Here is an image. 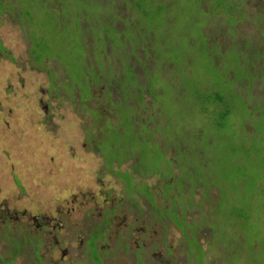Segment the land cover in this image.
I'll list each match as a JSON object with an SVG mask.
<instances>
[{"label": "rangeland", "instance_id": "374dc122", "mask_svg": "<svg viewBox=\"0 0 264 264\" xmlns=\"http://www.w3.org/2000/svg\"><path fill=\"white\" fill-rule=\"evenodd\" d=\"M98 1L69 0L68 8L69 4L54 6L48 0H30L21 6L28 14L27 19H16L6 12L0 14V264H9L7 259L11 257H15L12 264H90L89 257L84 258L87 248L92 264H143L145 253L147 264H170L167 247L175 250L172 262L186 264V254L182 252L185 237L190 245L188 257L192 256V249L200 245L201 239L205 253L211 254L214 263L229 264L222 254L223 247L219 245V249H213L208 237L211 230L204 228L202 237L200 231L205 220H209L207 217L216 211L214 204L220 190L211 186L213 180L222 178L221 173L230 172L227 163L221 169L219 153L222 143L229 142L228 138L232 143L243 141L250 149L256 147L249 152L246 169L261 176L264 184V162L260 161L264 146V58L261 59L263 67L255 69L260 73L257 79L259 94L236 90V84L247 79L249 67L244 59L240 64L236 63V58L240 57L238 46L232 44L222 50L220 43L228 44L234 38L247 44L250 36L217 37L219 33L213 28L208 29V24L204 27L206 34H217L206 36L198 31L206 18L191 2L182 4V0H166V7L170 3L171 19L175 16L177 22L174 32H168L167 28L158 25L157 17V11L165 2ZM117 1L126 8L131 7L133 12L129 17L143 26L141 30L127 29L121 33L108 29V33L119 38L115 46L120 51L108 43L103 51V43L94 40L89 30L84 41L80 21L86 24L91 23L90 19L99 21L97 14L100 11L114 19L117 15L113 8ZM138 2L142 11L137 12L132 7ZM251 2L247 6L248 14ZM148 11H151V20L156 26L151 21L145 22L143 13ZM57 16H62L61 23ZM215 18L221 20L220 15L212 12L209 19ZM118 23L117 27L123 28V23ZM248 28L257 33L260 24H251ZM146 30L152 32L146 34ZM83 41L88 45L83 46ZM36 43L38 51L33 54ZM37 55L46 58L47 62H37ZM147 67L149 71L145 70ZM229 71H233V76L237 71L234 80L225 76ZM87 72L95 73L89 77L91 82L96 80L92 84V96L89 89L79 83ZM144 72L151 74V84L146 87L142 85L147 82ZM159 75L164 82L157 80ZM183 79L189 83V90L182 87L180 80ZM76 82L79 86L74 84ZM158 83L163 84L164 89ZM243 86L247 90L252 88L250 83ZM117 87L122 90L120 97L116 94ZM199 87L208 91L217 88L219 93L226 95L224 105L218 109L217 105L202 104L201 98H193L191 92ZM148 88L153 89L150 90L152 94ZM110 101L115 103L114 106H110ZM236 102L246 104L239 106H246L242 110L247 116L236 119ZM101 104L104 117L96 118L92 115L94 108ZM225 106L230 113L222 118L220 115L226 111ZM192 110L195 112L191 120ZM130 118L137 132L144 137L138 143L132 133L134 127L129 124ZM219 122L230 124V127L220 136L213 135ZM95 132L103 138V141H97L99 149L106 150L111 159L129 158L122 164L116 160L109 165L107 162L113 160L92 147L95 142L90 138ZM118 133L124 136L127 144L119 139ZM105 138L113 141L108 142ZM174 148L179 153L176 157ZM170 157L189 163V170L178 177V186L170 191L172 185L166 184L162 189L160 172L143 175L136 171L133 178L138 184L129 190L125 179L138 158H141L140 169L146 168L142 172L161 168V172L165 170L170 174L166 167ZM123 173L126 174L123 176ZM144 181L151 188L148 189ZM230 182L233 186L234 182ZM193 183L198 184L193 187ZM246 188L248 193L245 195L248 196L239 199L240 211L263 220L264 188L252 191L256 187L251 188L248 184ZM208 189L210 199L207 201ZM106 207H111V214L119 212L120 217L112 227H109L111 221L105 219L97 229V235L104 238L108 230L122 229L118 236L112 235L111 245L99 253L93 246V238H87L88 229L100 221ZM226 210V216L217 218L212 224L218 225V230L213 232L219 231L215 236L225 238L229 248L228 238L236 245L241 236L225 224L224 220L231 218V208ZM154 212L158 221L167 216L165 227L154 221ZM127 216L128 223L132 224L128 229L125 226ZM34 217L38 219L35 221ZM37 224H42V228ZM146 225L149 238L147 232H141ZM130 230L134 239L127 236ZM162 233L167 239L165 243ZM15 238L20 243L16 244ZM25 238L27 242L23 243ZM37 239L41 241L38 245L40 262L31 246L36 245ZM244 239L242 251L251 240L247 235ZM147 241L153 247L147 248ZM120 247L122 250L116 249ZM239 248L231 245V254L234 256ZM158 252L162 253L160 257ZM239 262L247 264L244 258H236L231 264Z\"/></svg>", "mask_w": 264, "mask_h": 264}, {"label": "trees", "instance_id": "16d2710c", "mask_svg": "<svg viewBox=\"0 0 264 264\" xmlns=\"http://www.w3.org/2000/svg\"><path fill=\"white\" fill-rule=\"evenodd\" d=\"M27 2L30 0H0V14H2L3 12H6L8 14H10L9 16H12L13 18L16 19H27L28 14L22 9L21 6H23V2ZM98 1V0H96ZM104 2V0H99L98 2ZM251 0H235L233 1L234 3L231 2V0H182V4L185 3H192L194 5V8L196 10V8H198L201 11V14L206 18V21L202 23V25L199 26L198 31L204 33L206 36H211V34H206V30H205V26L208 29H214L216 30L219 34L214 33L212 34L211 37H214L216 34L218 35L217 37H225L226 35L231 36L233 35H245V36H250L251 40L249 41V43H245L244 40H236L233 38V41H230L228 44H222L220 43V49L222 50H226V48H229L230 45L234 44V46H238L239 48V53H240V57H237L236 59L238 60L236 63H241V60L244 59L246 61L245 64L248 65L249 70H247V79L240 85L239 83L236 84L235 89L242 91V92H247V91H254L256 93V95L259 94V83L258 82V77H259V72L255 71V69H261V67H263V61L261 59H263L264 57V0H252L251 2V6H250V14H248L247 11V6L250 3ZM48 2L51 5L54 6H60V5H68L69 4V0H64L63 2H58V0H48ZM161 3L165 4L162 6V8L160 10H158V19H159V26L161 28H167L168 32H174L175 27L177 26V22L175 19V16H173L174 19H171V15H170V3L168 4V6L166 7L167 3L166 0H160ZM122 6V7H121ZM142 5L140 2H138L136 4V6H133L132 8L135 9L137 12L138 11H142L141 9ZM68 8H70V4L68 5ZM102 8V6H101ZM173 8L175 10L176 5L173 4ZM116 13V17H114V19L112 18H107L105 13L103 11L98 12L97 16L100 18V20L98 21L97 19H90L91 23L90 24H86L84 21H80L81 27H82V36L84 41L86 40V31L89 30L88 32L91 33V37L98 41V42H102L104 47L108 44H111L113 46H115V44H117L116 42L119 41V38L108 33V29L114 30V32L117 33H121L124 30L130 29V30H137V29H142V24L140 22H138L135 18H131L129 17L133 10L131 9V7L126 8V6L122 3V2H118L116 3V5L113 8ZM127 9L128 11L124 10ZM157 10V9H156ZM128 12V15L126 16L125 14ZM212 12H215L216 16H221V20H216V18L214 20H210V16L212 14ZM65 15V14H64ZM63 15V16H64ZM143 17L144 20H146L145 22H150L151 24H155L152 22L151 20V11L148 12H144L143 13ZM257 15V16H256ZM196 16V14H195ZM207 20H210V22H207ZM100 21H102L103 23H101ZM121 21L123 23V28H118L117 27V23ZM219 21V23L217 22ZM260 24V28L258 29V32L255 33L254 31H252L250 28H248V25L251 24ZM119 24V23H118ZM98 25V26H97ZM156 26V24H155ZM154 26V27H155ZM158 27V26H157ZM248 28L247 30H245V28ZM30 29H28L29 31ZM30 32V36L32 35L31 31ZM152 31H145L146 34H149ZM145 33H143L145 35ZM180 34V31H179ZM178 34V35H179ZM82 42V45H88L85 44V42ZM40 46V44H39ZM108 46V45H107ZM116 47V46H115ZM75 49V47H74ZM105 49V48H103ZM117 50L120 51V49L117 47ZM33 54H37L38 51V44L36 43V48L32 49ZM37 62L39 63H43V62H47L46 58H42L40 56L37 55L36 57ZM145 70L149 71V67H147ZM134 71V70H133ZM143 71V70H142ZM232 72V73H231ZM264 73V72H263ZM136 74L138 75V73L136 72ZM146 75L145 80H147L146 84H142L144 87H146L147 85L151 84V80H150V76L151 74L145 73ZM90 76H95V73L91 75L87 72L84 76H82L79 80V83H81L82 85H85L88 89L89 92L92 96L91 90L93 88V83L96 82V80L94 82H91L89 77ZM139 76V75H138ZM227 79L230 80H234L235 76H237V71L235 72V75L233 76V71H229L226 75ZM97 77V74H96ZM159 79H157L158 81H163L164 79L162 77V75H159ZM147 78V79H146ZM139 79V78H138ZM253 80V81H250ZM89 81V82H88ZM181 81V85L183 88H186L189 90L190 85L188 82H185V80H180ZM79 83H74V84H78L77 86H79ZM251 84L252 88L251 90H247V88L245 86H243V84ZM161 84V83H158ZM157 85V84H156ZM242 85V86H241ZM155 86V85H154ZM161 89H164V85L161 84ZM116 94L118 95L117 97H120L122 95V90L120 89V87H117L116 89ZM153 89H149L148 91L149 93H153L152 91ZM163 93V90H162ZM160 93V95L162 94ZM147 94V91L145 89V95ZM157 94V93H156ZM133 95V94H131ZM142 95V94H141ZM144 95V96H145ZM158 95V94H157ZM255 95L256 98H258ZM143 96V98H144ZM191 96L193 98H201V103L202 104H214L218 106V109L220 108V106H223L225 103V99H226V95L219 93L217 88L213 90V88H210V91H208L206 88L204 87H199L197 89H193V91L191 92ZM135 98V100L137 99L136 96H132ZM160 98V96H158ZM119 100H121L119 98ZM240 103H244V102H236L234 103V106H237V110H236V119H238L240 116L241 117H245L247 116V113L245 114V110H242L243 107L246 106H239ZM103 104L106 106L108 105L106 100H103ZM103 104H101V107H95L94 111H93V116L96 118L99 117H104L102 116L104 114V106ZM114 102L110 101V106H114ZM244 105H246L244 103ZM117 108L120 107V105L117 104L116 106ZM226 107V111L220 115L222 118H226L229 113L230 110L227 106ZM111 110V108H110ZM126 111V110H125ZM193 113V115L190 116V119L192 120L193 116H194V110L191 111ZM111 113H114V110L111 111ZM116 114V113H115ZM131 119V118H130ZM129 124L132 126L133 132L136 135V140L135 142L138 143V141H142L144 137L141 136V134H139L137 131L138 129H135V126L133 125V122H131V120L129 121ZM228 127H230V124H224V123H218L217 128H215L214 130V134L213 135H217L220 136V134H222ZM130 130V129H129ZM127 130V132L129 131ZM91 134V133H90ZM108 134V131H107ZM106 134V135H107ZM119 139H122V141L126 143L124 136L121 137V135L118 133L117 134ZM144 135V134H143ZM141 136V137H139ZM146 136V135H145ZM90 137V136H89ZM90 139H93L95 143L92 144V147H97L98 150H100L103 155H105L106 157L110 158V155H108V153L106 152V150L103 149H99L98 146V142L97 141H103V138H99L98 134L92 133V137ZM138 139V140H137ZM105 140H107L105 138ZM109 141H113L112 139H108ZM229 142H223V146L220 148L219 153L221 154L220 156V160L222 161V166L221 169H223L224 164H226V166L228 165L230 172L228 171L225 175L224 174H220V176H222V178H218L215 174L214 177H217L218 179H214L213 184L211 186H214L215 188L220 190V194H218V198H216L215 200V204H214V208L216 209L215 212L212 213V216L214 218L213 222L207 221L208 224L211 223L212 227H213V231H211L212 234H216L217 232L213 233L218 227L217 224H212L214 222H216L217 218H224L227 212V208L229 207V209L231 208V210L229 211V214L231 215V218L229 219H225V224L230 225L229 229L233 230V233L239 232L240 236H242L243 238L241 240H239V242L235 245L234 244V240H230V238L228 239V244L229 242L231 243V245L233 244L236 247H240L237 251V253H233L234 256L231 254L229 255V257H233L232 259L235 260L236 258H244V260L247 262V264H264V219L263 220H259L257 218V215L255 216V219L253 218V216L250 215V213H243L242 211H240V207L241 205H239V199H241L242 197L248 196L245 195L246 193H248V190L246 188V184H248L251 188L256 187L255 189H253L252 191H256L257 189H261L264 188V184L262 183L263 180L261 179V176H257L255 175V171L251 172L248 171L246 169V162L249 161V152L252 149H255L256 147H252L251 149L247 146V144L243 141H239L237 142L235 140V144L232 143V141L230 140V138H228ZM180 144V141H179ZM180 148V147H179ZM178 148V149H179ZM262 151V155L260 157V161L264 162V146L261 147ZM175 150V148H174ZM181 150V149H180ZM175 157L176 155H179L178 151L175 150ZM140 157V155H139ZM174 157V159H175ZM129 157H125L122 158L121 157H117L114 159H111L113 161H111V163L107 162L109 165L113 164L114 161L118 160L119 164H122V162H124L125 160H127ZM167 158V157H166ZM106 160V158H105ZM170 160V161H169ZM166 163V167L167 170H169V173L166 172H161V170L163 169H159V168H149L147 169V172H142V171H146L145 169L141 170L140 169V162H141V158H138L137 164H133V168L132 171L129 172V174H127L131 177L127 178L126 177V182H127V187L129 188V190H131V188H133V186L135 184H138V182H134V172L136 171H140L143 175L145 174H149L152 172H160V181L162 183V189L164 187V185L169 184L172 185L171 186V190H173L175 188V186H178V177L181 176L183 174V172H186L189 170L187 164H189L185 159H180V160H172V158L170 157ZM176 165V167H175ZM139 172V174H140ZM132 173V174H131ZM220 173V172H219ZM126 173H123V176ZM163 174L165 175L163 177ZM189 174V173H187ZM145 177V176H144ZM144 177H140L141 179H143ZM144 180V179H143ZM197 180V179H195ZM230 180H232V182H234L233 186H231V182ZM147 185V188H151V186L149 185L148 182L144 181ZM181 182H183L181 180ZM135 183V184H134ZM198 183H193V187L197 186ZM200 187V186H199ZM202 187V185H201ZM169 191V193H171ZM165 197V195L163 196ZM157 199L159 200V197H157ZM206 199L208 201V199H210V191L209 189L207 190L206 193ZM146 200L149 201L146 197ZM150 203V202H149ZM150 207L153 209V206L150 203ZM213 208V209H214ZM232 211V212H231ZM224 215V216H223ZM257 218V219H256ZM222 221V220H221ZM224 221H222L224 223ZM238 224L241 226L240 228H237L236 226H238ZM233 228H232V227ZM218 230V229H217ZM222 232V231H220ZM246 235L251 239L250 240V244L244 249V251H242V247L244 242L242 243L241 241L244 239V237H246ZM245 240V239H244ZM213 243L215 242H219L222 244H225L227 246L226 240L225 238L222 237H216L213 238ZM211 241V242H212ZM230 247V246H229ZM231 251V249H230ZM245 262H242V264ZM240 264V263H238Z\"/></svg>", "mask_w": 264, "mask_h": 264}, {"label": "flooded vegetation", "instance_id": "af4514ba", "mask_svg": "<svg viewBox=\"0 0 264 264\" xmlns=\"http://www.w3.org/2000/svg\"><path fill=\"white\" fill-rule=\"evenodd\" d=\"M58 17V21L61 23L62 22V16H57ZM27 31H28V29H27ZM30 31V30H29ZM114 48V50L115 49H117V47H115V46H113ZM103 48H107V45L105 46V47H103ZM105 49H103V51H105ZM102 51V52H103ZM93 55V54H92ZM93 57H94V55H93ZM97 61V60H96ZM97 64H98V62H97ZM73 71V70H72ZM98 72V71H97ZM108 93H109V90H106ZM105 96V95H104ZM104 96H103V100H105V98H104ZM106 96H108V95H106ZM105 96V97H106ZM131 120V119H130ZM134 179V178H133ZM135 184V183H134ZM207 200V199H206ZM195 201H196V199H195ZM110 208L111 207H106L105 208V210H104V213H101V216L99 217V222L96 224V225H94V224H91L90 225V227H89V229H88V236H87V238H89V237H91V238H93V241H95V244H93V246L95 247V248H98V252L99 253H102V252H104L106 249L105 248H108V246L109 245H111L110 243H109V241L112 239V235L113 234H115V235H117L118 236V232H120V230L122 229L121 227H118L117 228V230L116 231H114V230H108L107 231V236L106 237H104V238H101V236H98L97 235V233H98V228H101V226L103 225V221L105 220V219H107V220H110L111 221V223H110V225H109V227H112L115 223H116V218H119L120 217V214H119V212L118 213H116V214H111L109 211H110ZM109 212V213H108ZM153 218H155L156 219V216H155V212L153 213ZM209 220H205V223H203L202 224V230L200 231V237H202V233H203V231H204V228L205 229H209V230H211V231H213V227H212V225H210L209 226V224H208V222L207 221H210V222H213V220H214V218H213V216H212V213L210 214V216H208L207 217ZM35 221L38 219V217H34L33 218ZM166 219H167V216H164L163 218H162V221H158L157 219L156 220H154V221H157V222H161L162 224H163V226L165 227V221H166ZM7 221H8V219H7ZM125 226H127V229H128V226L129 225H131L132 226V224H129L128 223V216L127 217H125ZM8 222H10V221H8ZM175 223V222H174ZM205 224V227L203 226ZM7 225V224H6ZM39 224H37V226H38ZM47 225V224H46ZM45 226V225H44ZM39 227H41L42 228V224H40L39 225ZM152 227H153V225H152ZM178 227V226H177ZM7 228V227H6ZM123 229H125V227H123ZM132 229H134V227H131V230ZM148 229V227H147V225H146V228L145 229H143L142 228V230H141V232H142V234L144 233V232H147L146 230ZM101 230V229H100ZM131 230L128 232V234H127V236L128 237H130V239L132 238V239H134L133 238V236L131 235ZM16 232V231H15ZM17 233V232H16ZM149 231L147 232V234H148V238H149ZM141 234V235H142ZM185 231H183V235H184V237H185ZM212 235V236H211ZM161 236H162V240H163V243H165L166 242V237L163 235V233L161 234ZM208 237H210V241H212L213 240V238H216V237H218V236H215L214 234H209L208 235ZM87 238L84 240V244L86 245V240H87ZM118 238V237H117ZM243 237L241 236V239H242ZM14 239V238H13ZM138 239V238H137ZM136 238H135V240H137ZM185 239V246H183V251L182 252H184L185 254H186V260H187V262H186V264H218V263H214L215 261H213L212 260V257H211V254L209 253V255H207V253H205V249H204V243H203V240H201L200 239V245H198L196 248H194V249H192V251H191V253H192V256L190 257H188L187 256V251L190 249V245H189V243L187 242V239H186V237L184 238ZM229 239V238H228ZM148 240V239H147ZM15 243L17 244V243H20V242H17L18 241V239H16L15 238ZM116 241H117V239L115 240V242H114V245H115V243H116ZM229 241V240H228ZM27 242V239L25 238L24 240H23V243H26ZM148 242V241H147ZM31 243H33V242H31ZM41 243V241L39 240V239H37L36 240V245H31L32 247H34V248H32V250H33V252L36 254V257L39 259V262L41 261V256H38V248H39V244ZM211 243V245H213V249H219V245L221 246V247H223V253L222 254H224V256H225V258L228 260V263L229 264H231V261H233V259H232V257H229V255H231L230 253H232V251H230V249H231V243L229 242V245H230V247L228 248L227 246H225L224 244H222V243H219V242H215V243H213V241L212 242H210ZM34 244V243H33ZM233 245V244H232ZM148 247H153V244H149V242H148V246H147V248ZM165 247H167V246H165ZM175 247V246H174ZM173 247V248H174ZM86 248V247H85ZM169 250V254H167V251H165V253L168 255V256H171L170 258H171V260L173 261V255L175 256V250L173 251V249L172 248H170V247H167ZM228 248V249H227ZM116 249H118V250H122V248L120 247V248H116ZM116 249L113 251V252H115L116 251ZM20 250V249H19ZM124 251V250H123ZM126 252V251H125ZM88 254V255H87ZM126 254H133L132 252H126ZM147 253H145V255H146ZM154 254V253H153ZM134 255V254H133ZM145 255L143 256V260H144V263L143 264H147L146 263V261H145ZM157 255H159V257L162 255V253L161 252H158L157 253ZM155 256V254L152 256V257H154ZM89 257V259H90V264H92L93 263V261H92V258H91V255L89 254V251H88V248L86 249V251H85V257L84 258H88ZM136 257V256H135ZM15 257H11V259L9 258V259H7V262L9 263V264H12L11 262H12V260L14 259ZM224 258V259H225ZM136 259H137V261L139 262V260H138V258L136 257ZM171 260H169V263L170 264H176V262L174 263V262H172ZM240 264H242V262H239Z\"/></svg>", "mask_w": 264, "mask_h": 264}]
</instances>
